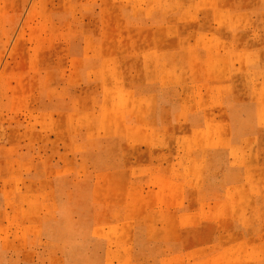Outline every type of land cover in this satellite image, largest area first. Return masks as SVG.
<instances>
[{"label": "rangeland", "instance_id": "rangeland-1", "mask_svg": "<svg viewBox=\"0 0 264 264\" xmlns=\"http://www.w3.org/2000/svg\"><path fill=\"white\" fill-rule=\"evenodd\" d=\"M0 264H264V0H0Z\"/></svg>", "mask_w": 264, "mask_h": 264}, {"label": "crops", "instance_id": "crops-1", "mask_svg": "<svg viewBox=\"0 0 264 264\" xmlns=\"http://www.w3.org/2000/svg\"><path fill=\"white\" fill-rule=\"evenodd\" d=\"M162 199H171V198H168V197L166 198V197L163 196ZM172 199H173V198H172Z\"/></svg>", "mask_w": 264, "mask_h": 264}]
</instances>
